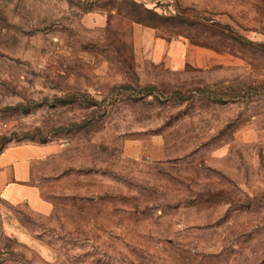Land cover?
I'll return each instance as SVG.
<instances>
[{
	"label": "rangeland",
	"instance_id": "obj_1",
	"mask_svg": "<svg viewBox=\"0 0 264 264\" xmlns=\"http://www.w3.org/2000/svg\"><path fill=\"white\" fill-rule=\"evenodd\" d=\"M23 143L53 210L0 195V264H264V0H0Z\"/></svg>",
	"mask_w": 264,
	"mask_h": 264
},
{
	"label": "crops",
	"instance_id": "obj_2",
	"mask_svg": "<svg viewBox=\"0 0 264 264\" xmlns=\"http://www.w3.org/2000/svg\"><path fill=\"white\" fill-rule=\"evenodd\" d=\"M156 48V58L162 54L174 57V42L158 39ZM54 153L55 147L50 143H23L5 148L0 153L1 197L15 204H27L33 211L49 215L53 205L42 197L39 187L32 182V177L34 165L49 159Z\"/></svg>",
	"mask_w": 264,
	"mask_h": 264
}]
</instances>
